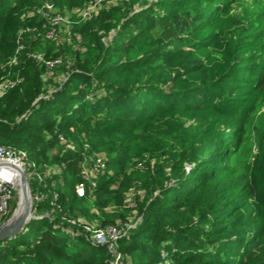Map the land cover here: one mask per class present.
Listing matches in <instances>:
<instances>
[{
    "label": "trees",
    "instance_id": "trees-1",
    "mask_svg": "<svg viewBox=\"0 0 264 264\" xmlns=\"http://www.w3.org/2000/svg\"><path fill=\"white\" fill-rule=\"evenodd\" d=\"M79 2L73 0L71 4ZM200 3L152 0L147 9L127 16L121 24L122 31H117L105 46L89 47L83 64L78 61V53L63 57L66 80L56 88L49 82L53 78L45 63L33 54L37 33L43 39L49 29L42 13L35 14L30 27L18 25L16 15L29 7V0H0V82L10 81L8 78L17 81L16 86L0 94V144L25 151L38 171L65 165L58 176L34 180L36 194L43 196L34 203L36 214L49 212V216L30 219L19 234L1 241L0 264H109L106 250L92 245L88 234L67 220L102 219L108 215L104 196L110 186L127 184V145L122 143L124 138L116 140V130L123 129L142 144L154 127H160V135L173 133L171 137L176 140L184 131L165 119L168 110L212 105L216 88L222 98L232 99L234 93L240 96L234 81L243 82L244 78L254 90L264 93V62L236 69L237 75L231 71L219 86L204 76L201 84L170 94L158 83L154 71L160 62L184 59L186 42L193 40L189 33L205 25ZM148 17L157 21L153 32L157 53L126 59L129 49L151 33L153 25ZM143 65L154 70L144 69ZM184 66L202 71L197 61ZM73 79L81 88L72 87ZM51 86L55 90L49 92ZM219 115L232 120L230 128L248 124L245 111H236L232 116L224 111ZM74 133L83 134L85 139L75 142L73 150L61 149L65 144L59 137L68 143ZM242 138L241 134L216 130L210 146L203 143L201 150L195 149L198 154L187 168L183 166V153L158 167L150 185V192L156 194L148 203L137 206L136 216L131 217L129 209L121 213L124 222L140 220L118 240V250L124 255L126 251L135 252L133 264H159L163 259L171 264H264V227L253 229L249 221L253 212L239 216L236 203H228L241 169L239 158L251 153V146H245ZM102 149L112 159L96 178L95 188L78 198L74 188L80 164ZM241 164L244 167L248 163L244 160ZM69 185L71 193H66ZM29 187L35 195L30 183ZM52 191L58 194L54 208L50 205ZM242 194L255 196L257 190L252 183L245 184ZM228 231L234 233L226 235Z\"/></svg>",
    "mask_w": 264,
    "mask_h": 264
},
{
    "label": "rangeland",
    "instance_id": "rangeland-1",
    "mask_svg": "<svg viewBox=\"0 0 264 264\" xmlns=\"http://www.w3.org/2000/svg\"><path fill=\"white\" fill-rule=\"evenodd\" d=\"M72 1L69 0L67 3L63 0H29L27 5L29 7L16 15V23L26 27H30V21L36 13H42L44 19L50 15L59 14L66 20V23L61 24L50 39L47 37L40 39L42 35L37 33L39 38L35 40L33 48V54L37 60L47 62L60 59L62 61L63 57L78 53V61L83 64L89 47L91 50L93 46H105L117 31H122L121 24L127 16L147 9L152 0H80L79 4H71ZM200 1L198 7L201 10L204 9L200 15H205L201 18L205 25L199 27L202 30L189 33V37L193 40L186 42L184 59L180 58L172 63L162 61L154 71L157 74L158 83L167 90V93L174 94L201 84L204 76L208 77L209 83L219 86L231 71H235L233 73L237 75L239 68L244 70L251 65L264 62V0ZM148 18V22L151 26L153 25L151 33L147 34L145 39H139L136 45L129 49L126 59L142 58L143 55L157 53L153 42V32L157 21L153 22V17ZM187 37L188 34L185 38ZM43 57L46 60H43ZM61 61L48 72L53 78L49 82L55 87H60V83L66 80L64 65ZM194 61L199 63L202 68L201 72L187 70L184 66ZM143 68L149 71L154 70L145 65ZM245 79L242 80L243 82L233 80L240 96H235L234 93L232 99L222 98L221 92L216 88V92L212 94V97H215V103L212 105L201 109L168 110L165 119L170 123H176L175 126L184 131L182 136L176 140L171 137L173 133L160 135V127H154V131L149 133L148 140L142 144L133 139L132 135L126 134V131H122L123 129L116 130L114 134L116 140L124 138L122 143L125 142L127 145L125 152L127 184L110 186L111 190L104 196V209L108 215H103L102 219L96 217V219L87 220V226L95 229L102 228L103 225L107 227L118 223L123 224L121 213L126 209L130 210L131 217L136 216L137 206L148 203L150 196L156 194V191L150 192L156 169L167 162L175 161L181 153L185 155L183 166L187 168L192 164L196 153L198 154V150L195 149L201 150L203 143L207 147L210 146L212 141L209 140L215 137V131L218 130L226 134H241L245 146H251V153L239 158L238 168L241 167V169L237 173L236 184L229 194L230 202L228 203H233V201L236 203L239 216L249 211L253 212L249 218L253 229L258 230L264 227V93L254 90L252 83ZM8 80L10 81L3 82L12 83L11 87L17 82L12 78ZM76 80H72V87L77 85L81 88ZM54 90L55 88L51 86L49 92ZM218 99L221 101L216 104ZM235 110L245 111L248 123L246 126L236 128L235 125V128H230L232 120L219 115L225 111L228 116H232ZM256 129L259 130L258 135H256ZM70 136L73 140H68V143L65 138L60 141L65 144L61 149L73 150L75 142L85 139L81 133H74ZM114 137L111 138L114 139ZM54 151L56 150L52 152ZM99 151L111 161L110 153L103 149ZM244 160L248 164L242 167L241 163ZM27 161L29 162V159ZM138 163L141 164L140 167ZM113 170L111 169L109 174ZM29 183L33 190L32 193L36 194V182L29 178ZM251 183L255 186L257 194L245 196L242 194V186ZM71 186H68L66 193H71ZM246 197L247 203L245 204ZM17 203L18 193L16 191L12 212ZM129 203L132 205L129 206ZM21 209L22 206H19L18 211ZM220 210L221 208H218L217 211ZM80 213L77 212V214ZM232 233L234 231H228L226 235H232ZM125 253L126 255L123 253L121 255L129 264H133L135 252L126 251ZM164 254L162 251V255ZM159 264H171V261L163 259Z\"/></svg>",
    "mask_w": 264,
    "mask_h": 264
},
{
    "label": "built area",
    "instance_id": "built-area-1",
    "mask_svg": "<svg viewBox=\"0 0 264 264\" xmlns=\"http://www.w3.org/2000/svg\"><path fill=\"white\" fill-rule=\"evenodd\" d=\"M44 16V15H43ZM45 18V17H44ZM49 25V29L45 33V37L51 38L58 27L66 23V20L59 14H54L48 16L45 19ZM60 59H55L53 61L44 62L47 69L50 70L56 64L60 63ZM12 86V83L1 82L0 83V93H2L5 88ZM60 141H63L62 137H59ZM28 157L25 151L15 150L13 148L4 146L0 144V225H2L5 220L11 215V206L15 197V182L18 178L17 169H21L25 172L27 183L29 185L30 179H37L39 182L45 176L61 174L65 165L60 166H48L43 171H38L35 168L33 162H28ZM108 158L101 153H94L87 158H85L79 168V181L76 183L74 188V193L78 198H83L86 195V191L93 190L96 185V178L102 175L106 169ZM140 167L141 164L138 163ZM30 189V187H29ZM31 193V191H30ZM50 205L52 208L57 207L58 194L56 191L50 193ZM43 199L41 194H31L32 219H38L42 216H49V212H45L43 215H37L34 208V203L40 202ZM132 205V203H129ZM134 204V203H133ZM140 220L137 218L134 223L124 222L123 224H115L112 226L91 229L87 226V222L80 218L77 220L68 219L67 222L71 225H78L83 229V231L88 234V241L94 246L103 247L108 256L109 264H129V262L123 257L118 250L117 242L118 240L125 236L129 230Z\"/></svg>",
    "mask_w": 264,
    "mask_h": 264
},
{
    "label": "water",
    "instance_id": "water-1",
    "mask_svg": "<svg viewBox=\"0 0 264 264\" xmlns=\"http://www.w3.org/2000/svg\"><path fill=\"white\" fill-rule=\"evenodd\" d=\"M18 173V178L15 182V188L18 193V203L22 198L24 206L23 211L15 221H12L13 215L17 209L18 203L16 204V208L11 213L10 217L0 225V242L5 239H10L17 234H19L24 228L25 224L32 219L31 210H32V201H31V193L29 189V185L27 183L25 172L21 169L16 170Z\"/></svg>",
    "mask_w": 264,
    "mask_h": 264
},
{
    "label": "bare ground",
    "instance_id": "bare-ground-1",
    "mask_svg": "<svg viewBox=\"0 0 264 264\" xmlns=\"http://www.w3.org/2000/svg\"><path fill=\"white\" fill-rule=\"evenodd\" d=\"M19 206H22V209L18 211ZM23 206H24V203H23V200H22V198H21V199H20V202L18 203L17 209H16V211H15V213H14V215H13V219H12V221H15L16 219H18V217L20 216V214H21L22 211H23Z\"/></svg>",
    "mask_w": 264,
    "mask_h": 264
}]
</instances>
